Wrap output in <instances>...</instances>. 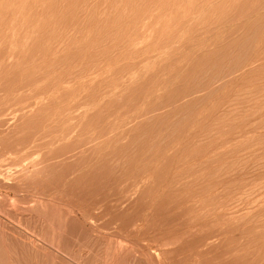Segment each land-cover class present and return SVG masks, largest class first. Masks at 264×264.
<instances>
[{"label": "rangeland", "instance_id": "374dc122", "mask_svg": "<svg viewBox=\"0 0 264 264\" xmlns=\"http://www.w3.org/2000/svg\"><path fill=\"white\" fill-rule=\"evenodd\" d=\"M0 264H264V0H0Z\"/></svg>", "mask_w": 264, "mask_h": 264}]
</instances>
